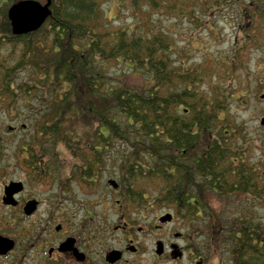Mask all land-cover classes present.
<instances>
[{
  "label": "trees",
  "instance_id": "trees-1",
  "mask_svg": "<svg viewBox=\"0 0 264 264\" xmlns=\"http://www.w3.org/2000/svg\"><path fill=\"white\" fill-rule=\"evenodd\" d=\"M18 1L0 0V102L3 110L31 116L32 133L21 149L56 151L64 143L81 180L79 165L88 167L93 152L99 165L154 189L169 206L172 166L187 173L179 151L186 154L192 144L200 150L204 136L214 139L231 125L244 132L227 109L238 70L248 81L260 72L245 68L255 61V48L264 47V0H115L132 24H116L107 0H52L39 29L16 35L7 12ZM254 3L259 7L252 14ZM222 9L241 19L232 54H206L203 43V58L193 60L198 46L189 47L190 33ZM130 73L141 76L142 85L122 80ZM69 115L84 124L86 140L67 131Z\"/></svg>",
  "mask_w": 264,
  "mask_h": 264
},
{
  "label": "flooded vegetation",
  "instance_id": "flooded-vegetation-1",
  "mask_svg": "<svg viewBox=\"0 0 264 264\" xmlns=\"http://www.w3.org/2000/svg\"><path fill=\"white\" fill-rule=\"evenodd\" d=\"M257 60L242 102L254 113L249 131L231 125L204 136L202 149L179 151L187 173L172 166L169 206L154 189L99 165L93 152L88 167L79 165L81 180L71 150L69 165L58 150H0V264H264V60Z\"/></svg>",
  "mask_w": 264,
  "mask_h": 264
},
{
  "label": "rangeland",
  "instance_id": "rangeland-1",
  "mask_svg": "<svg viewBox=\"0 0 264 264\" xmlns=\"http://www.w3.org/2000/svg\"><path fill=\"white\" fill-rule=\"evenodd\" d=\"M106 4L108 5V9L110 16L115 17L114 22L116 24L119 23H131L132 24V17L129 13L125 12L122 13L117 9V1L115 0H107ZM245 5H247L245 3ZM259 7V4H252L251 6H248V11L250 13H254L257 8ZM240 17L237 15L236 12H230L228 13L227 9H222L221 11L214 12L211 17L209 18L208 25L204 26L201 29H198L194 31L192 34L190 33V29H186L188 33H190L191 37V44L189 47H197L196 50H194V53H191V57L193 60H198L203 58L204 54L206 53H217L219 51L225 53H229L228 55H231V51L233 50V42L238 37V26L240 24ZM187 38V34L183 35L179 38V42L181 44L184 43L185 39ZM261 43H264V38L259 39ZM205 43V45L209 46L207 51L203 53L202 50H199V45ZM264 47H259V49L255 48V50L252 53V58H256L255 61L251 60L249 68H245V70H253L257 66V59L264 60V51L262 50ZM229 60V58H228ZM257 60V61H256ZM262 66L264 65L263 62ZM255 66V67H254ZM236 82L238 90H235V93L233 95L234 101H232V105L230 106L228 104V111L231 112L235 117V122L237 124H240L241 126L244 125L246 131H249V126L253 124V111L252 107L245 106L243 108L242 102L244 101V98H240L239 95L241 93H244L245 91L250 89V84L248 82V79H246L247 76L243 75L242 70L235 74ZM122 80L127 84H136V85H142V77L137 74H128ZM249 92V91H248ZM2 104L0 102V150L11 152L15 149H20V147L26 146L25 140L29 139L30 134L32 133V126H31V116L27 114L25 117L29 119H25L24 117H21L22 113L24 111L19 110H12L7 111L3 110ZM223 114V112H222ZM72 119L74 120L73 122ZM68 124V132L72 134V137L74 139H78L80 141H84L87 139L88 131L85 128L83 123H79L76 118L71 117L69 115L67 122ZM70 124V126H69ZM66 125V124H65ZM57 149L59 151L58 155L60 156V159H63L64 157H67V160L63 163L67 162V165H69V157H70V150L62 142H59ZM8 153V154H9ZM11 154V153H10ZM63 166V165H62ZM64 168V167H63ZM66 173H68L67 169L65 170ZM118 175V174H117ZM75 193L80 192V189H77L75 187V190L73 191ZM82 195V194H81ZM76 196V199L79 201H82V196ZM161 212V210H158V213Z\"/></svg>",
  "mask_w": 264,
  "mask_h": 264
},
{
  "label": "water",
  "instance_id": "water-1",
  "mask_svg": "<svg viewBox=\"0 0 264 264\" xmlns=\"http://www.w3.org/2000/svg\"><path fill=\"white\" fill-rule=\"evenodd\" d=\"M52 0H20L13 3L7 12L13 34L20 35L39 29L51 15ZM109 182L116 184L115 179Z\"/></svg>",
  "mask_w": 264,
  "mask_h": 264
}]
</instances>
